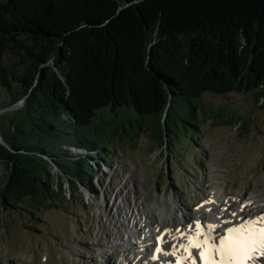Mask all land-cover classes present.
I'll list each match as a JSON object with an SVG mask.
<instances>
[{
	"label": "trees",
	"instance_id": "trees-1",
	"mask_svg": "<svg viewBox=\"0 0 264 264\" xmlns=\"http://www.w3.org/2000/svg\"><path fill=\"white\" fill-rule=\"evenodd\" d=\"M10 51L0 109L23 102L0 142V230L4 209L58 206L65 174L92 184L105 137L145 128L169 147L203 93L263 101L264 0H0Z\"/></svg>",
	"mask_w": 264,
	"mask_h": 264
},
{
	"label": "rangeland",
	"instance_id": "rangeland-1",
	"mask_svg": "<svg viewBox=\"0 0 264 264\" xmlns=\"http://www.w3.org/2000/svg\"><path fill=\"white\" fill-rule=\"evenodd\" d=\"M14 60L12 51L0 56V63ZM257 93H203L196 127L180 128L169 147L145 128L105 137L113 155L94 170L92 184L65 174L61 203L35 218L22 208L4 209L0 264H126L125 257L137 255L127 209L137 215L141 200L154 208L169 193L196 210L215 188L244 201L258 196L249 208L264 210V100ZM17 107L0 113L2 139ZM52 172L58 176L59 167ZM3 177L0 168V182Z\"/></svg>",
	"mask_w": 264,
	"mask_h": 264
},
{
	"label": "bare ground",
	"instance_id": "bare-ground-1",
	"mask_svg": "<svg viewBox=\"0 0 264 264\" xmlns=\"http://www.w3.org/2000/svg\"><path fill=\"white\" fill-rule=\"evenodd\" d=\"M177 197L178 196L175 194H165L163 197L164 199L157 200L154 208L141 200L138 204L137 215H134L130 209H127L126 215L130 219V223L132 222V232L138 234L137 239L140 240V245L146 252L150 248H152V250L155 248L154 241H156L157 235L163 230L166 231L164 239V241H166L165 248L161 257L155 260L152 259L153 251L149 256L145 255L146 252H143L142 263L175 264L174 256L168 253L177 250L178 244L185 240V236L181 237L183 236V232H187L188 228L191 230L198 223L199 219H209L215 223L214 226L217 227V229H223L229 224L226 223V221H231V223H233L238 217L247 215L248 211L250 212L252 210L249 206H251L255 200H258L256 199L258 196H254L244 201L238 193L231 197H228V195L223 196L220 194L219 190L212 188L207 192L205 201L201 202V206L196 210L197 215H193L195 210L189 208L183 201L180 202ZM251 201L252 203L250 205ZM260 207L261 206H259V208ZM122 211L123 210L120 208L118 213L120 214ZM233 213H235V215H233ZM133 216L135 219L132 220L131 218ZM137 216L140 220L136 219ZM156 220L159 222H155ZM175 242H177V244H175ZM125 259L129 264H133L130 258L125 257ZM262 260L264 261V257Z\"/></svg>",
	"mask_w": 264,
	"mask_h": 264
},
{
	"label": "snow or ice",
	"instance_id": "snow-or-ice-1",
	"mask_svg": "<svg viewBox=\"0 0 264 264\" xmlns=\"http://www.w3.org/2000/svg\"><path fill=\"white\" fill-rule=\"evenodd\" d=\"M235 215V213H233ZM231 223V221H226ZM257 225H259L257 227ZM203 227L197 223V229ZM209 229L215 228L213 225L207 226ZM204 237H209L204 239ZM210 232H198L197 238L184 245L185 251L196 249L199 259H204V264H249L255 255H264V217L256 220L248 219L245 223L237 227H229L227 235L221 236L217 243L212 242ZM162 237H157V253L164 251L162 248ZM175 255V250L169 252ZM191 255V253H189ZM175 264H183L182 260L175 261Z\"/></svg>",
	"mask_w": 264,
	"mask_h": 264
},
{
	"label": "water",
	"instance_id": "water-1",
	"mask_svg": "<svg viewBox=\"0 0 264 264\" xmlns=\"http://www.w3.org/2000/svg\"><path fill=\"white\" fill-rule=\"evenodd\" d=\"M135 1H140V0H135ZM129 4H131V2ZM121 9H122V7L119 10H121ZM21 102H23V99H22V101H20V102H18L16 104H13V105H11L9 107L1 108L0 109V113L3 112V111H6V110L15 109L18 105L21 104ZM0 142H4L1 136H0Z\"/></svg>",
	"mask_w": 264,
	"mask_h": 264
}]
</instances>
